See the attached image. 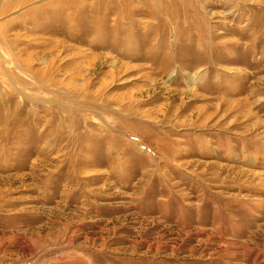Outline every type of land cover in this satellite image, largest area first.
<instances>
[{"label":"rangeland","instance_id":"1","mask_svg":"<svg viewBox=\"0 0 264 264\" xmlns=\"http://www.w3.org/2000/svg\"><path fill=\"white\" fill-rule=\"evenodd\" d=\"M0 264H264V0H0Z\"/></svg>","mask_w":264,"mask_h":264}]
</instances>
